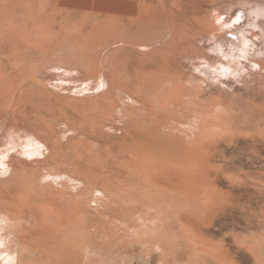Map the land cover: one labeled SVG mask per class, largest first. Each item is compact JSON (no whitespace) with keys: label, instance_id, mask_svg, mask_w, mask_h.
<instances>
[{"label":"bare ground","instance_id":"bare-ground-1","mask_svg":"<svg viewBox=\"0 0 264 264\" xmlns=\"http://www.w3.org/2000/svg\"><path fill=\"white\" fill-rule=\"evenodd\" d=\"M240 4L236 12L230 13L231 15L228 13L217 16L214 20L215 26H210L209 19L205 18V25L209 26V31L206 30L205 27H200L198 25L193 27V32L201 33L202 38H198L201 48L198 47V49L188 51L182 56H177L175 54L170 55L171 62L175 66L184 67L185 70L190 71L189 75L191 76V81L189 85H193L196 89L194 93L196 99L209 102L208 113L205 112V114H208L213 124L223 120L227 121L228 117H231L229 109L227 110V107L225 108L223 105L220 106L219 98L222 95H219L222 93L227 94L231 90H236L237 87L235 88V83L243 82L244 79L250 76V72H264V60L262 59V62L261 60L259 61L260 57H264L263 51L259 50L260 47L263 48L264 46L262 45L264 43V0L261 2L242 0ZM249 5L256 8L254 14H251L250 9H247ZM89 13L91 14V12ZM13 14L15 13L13 12ZM114 14L116 15V13ZM142 14L144 13H141V15ZM31 15H33V13ZM127 16L129 15L127 14ZM110 17L111 16H109V18ZM119 19L121 21V18ZM119 19L117 20L119 21ZM22 20L23 21L17 24V26H14L16 24L13 23V26H7L10 24L8 23L0 27V52L4 51V53L0 54V88L1 86L3 87V89H0V118L3 117L4 119L8 115H11V120L8 124L2 119V121L0 120V167L2 168L0 169V200L5 202L0 205V231L5 232V234H0V264H19L22 260H25V253L32 258L31 260H33L36 255L39 256L38 259H40V257L44 259V257L51 254L52 249L50 247L53 242L57 243L58 239L66 241L64 234L76 236L77 234L79 235V232L80 234L81 232H86L103 242H109V244L110 242L111 244H117L118 239L122 237L124 239V237H126L129 252L132 253L133 256L135 252H139L141 255L137 264H220L199 255L189 246H186L185 243L184 248H176V246L173 245L176 234L167 231V228L163 230L155 226V229L152 228L154 229L153 231H150V229L146 231L144 230L145 228L132 229L128 226H132L131 224L136 222L134 213L135 207L126 205L123 193H129L136 183V180L140 188L144 187L146 175L144 174L145 171H142V167L151 159L148 158L146 154L147 151L151 150V146L149 148L147 144H139L135 139L146 133L148 136V132H151L152 135L157 137L160 132H162L169 142L181 141L188 145L195 141L196 136H191L192 134H197L196 130H192L194 124H192L191 129L188 128L189 126L185 125H179V128L175 129L173 122L177 120L173 121V119H171L173 116L170 117V114L174 112L176 107L173 108V106H169L167 100L169 99L170 93L175 94L176 91L180 89L183 82L181 83V81L179 82L174 79L171 81L164 80L165 78L158 79V76H153L150 80L152 90L150 89L151 91L149 93L147 91L145 93L146 87L145 89L142 87L141 93L129 94L125 91L126 86L124 85V88L120 87V90H118V88L115 90L120 83H116V86L113 81L114 79H111V71L109 73V66H106L107 62L105 63L104 61L103 65L106 67L105 71L107 70L108 72L103 71V73H100V70L98 71L97 52L99 51L96 50L95 39L97 37L96 27H99L100 24L99 26L95 25V28L88 35L82 32L77 34V32H79L77 30V32H75L77 35L71 39L68 44L65 43V50L62 52L59 51L61 53L58 54L56 59L58 66L55 65L57 67H52L51 69V54L44 51L42 47L46 43L45 39L43 37V39H39L41 33H38L39 36L36 33L38 20L37 22L34 20L37 25L35 24L33 28V25L30 26V21L28 22L23 18ZM169 27L170 29L172 28L171 26ZM64 28L62 29L64 30ZM68 28L71 30V27ZM190 28L192 30L191 26ZM41 31L43 30L41 29ZM70 32L71 34H68L73 37L74 32ZM52 34L50 35L49 33L50 36H52ZM228 34L229 36H227ZM104 35L106 34L104 33ZM101 36L103 37V35ZM123 38H125V36ZM163 39H165V36L154 39V44L141 42L142 44L136 45L139 46V50L150 52L153 46L162 44L164 41ZM124 41L120 40L119 44L127 43ZM254 47L255 49L259 47V49L257 48L258 50L256 51ZM125 50L128 51L127 49ZM6 61L10 64L6 65ZM30 70H33L34 74H36L34 75L35 77L32 78V85H35L34 82H36L40 88H43V91L37 92V95H31L29 97L23 95L26 98L21 96L22 98L20 97L16 102L17 107L14 108L16 94L19 92L18 90L20 87H22L21 85L24 84L22 80L25 78L27 79L29 75H31V72H29ZM113 72L114 71H112V75ZM15 78H18V80ZM114 78L115 80L118 79L115 75ZM251 78L253 79V77ZM187 80L189 79L187 78ZM246 81L244 80V82ZM3 85H5V87ZM237 85L239 84L237 83ZM40 88L36 89L34 86L29 85L25 90L34 92V90L39 91ZM126 90H128L127 87ZM122 91L127 95L120 98L125 101L123 106H118L112 111V114L109 113L111 115L106 117L107 124L104 126L101 123L104 128L102 127L100 129V124L98 125V122L94 119L95 117H100L101 114L102 116L105 115L106 108L110 106L106 105L105 108H101L103 104L101 103L102 100L105 98L108 100L107 97L111 94H119ZM181 93H184V91ZM187 94H189V92H187ZM145 96H147L148 99ZM113 97L114 95L112 98ZM193 101H195V99ZM133 105H135L136 109L139 111H147L146 113L150 116H144L138 119V115L133 114L137 117V120H134L135 116H133V119L128 114L131 113L129 110L132 109H129V107ZM181 105L183 104L179 106L181 107ZM196 105L199 107L197 102ZM186 109H184V111ZM190 109H188V111ZM199 109L196 108V110ZM17 110H20V113H17ZM180 111L178 109V112ZM191 111L194 113L193 109H191ZM159 112H163L166 115L165 118H163L164 120L162 119L165 121L163 125V122L159 123V121H161ZM200 112L201 111H199V113ZM174 114H176V111ZM198 114H196L197 116L194 115V118L198 117ZM16 117H19L21 122L15 121ZM34 118L35 120H33ZM180 122L182 123L181 120ZM203 122L205 121L203 120ZM177 123H179V121ZM118 125L124 127V133H127V136L129 132L135 131L136 136L134 139H131V141H124V139L123 142H117V139H119L118 135L123 134V128L120 129V131L122 130L121 132L116 129ZM194 128L197 129V126ZM90 137H93L95 140H91ZM144 137L145 136H143V138ZM125 138L128 139L126 136ZM150 138L151 140L148 141H152V137ZM158 138L160 137L158 136ZM154 140H156V138ZM162 143L165 145V141ZM156 145L155 147L152 146L153 151L157 147H160L159 152L162 153V146ZM167 145L165 146L167 147ZM175 147L178 146L175 145ZM170 149H174L173 146ZM110 162L112 166L113 164L117 165V170H115L116 176L111 180H109L110 178L107 179L99 176V173L97 174V172L93 170L96 166H104V163L110 165ZM146 167L143 169L146 170ZM28 181L32 185L37 184L39 186L43 184L44 189H46V187L51 188V192L46 195V202L44 204H36L33 202V200L42 197L44 194L36 195V197L35 195L27 193L26 189L28 187L26 186L29 184ZM159 181L161 182V179ZM160 182H157V184L160 185ZM34 186L36 187V185ZM144 189H142V191ZM135 192H131V194ZM138 197H140L139 193ZM87 199L89 200L88 204L86 203V201H88ZM37 201L39 203V200ZM123 217L129 222L126 223ZM88 221H90L92 225H88ZM101 224L105 226H99ZM178 234L180 237V233ZM179 240L184 241L185 239L181 238ZM82 242H84V240ZM58 243H60V241ZM90 244H93V242ZM93 247L95 248L96 246L93 245ZM94 248H92V250ZM97 249H94V251L96 250V255L94 254L96 259L94 258V262H92L93 259L91 260V256L89 255L91 264H103L102 262L104 259H100L103 257L105 258V256L101 255V258L100 256L97 258L99 253ZM105 250L108 252L107 249H104V251ZM118 251L119 250H117V252ZM106 252L103 253L107 254ZM119 252H121V250ZM110 254L111 253H108V255ZM116 255L114 254L113 257ZM150 255L155 257L153 262L149 260ZM67 258L69 259L70 257ZM118 258H120L121 263V257ZM105 261L108 260L105 259ZM59 263H61V261ZM88 263L87 261V264ZM29 264H31V262ZM61 264L74 263L64 261ZM129 264L135 263L131 260Z\"/></svg>","mask_w":264,"mask_h":264},{"label":"rangeland","instance_id":"rangeland-1","mask_svg":"<svg viewBox=\"0 0 264 264\" xmlns=\"http://www.w3.org/2000/svg\"><path fill=\"white\" fill-rule=\"evenodd\" d=\"M96 1L99 2L97 3ZM127 1L0 0V27H2V25H7L8 23L10 24L7 26H13V24H16L14 26H17V24L23 21V18L28 22L30 21L32 23H30V26L33 25V28L38 20V25H36L39 29L36 27V33H41L40 36L38 34L39 39L42 37L45 39L46 43L42 47L44 51H47L51 54L52 69V67L56 68L58 66L56 61L57 56L65 50L66 44H68L71 39H73L80 32L88 35L95 28V25L99 26L100 24L99 27H96L97 37L95 39L96 50L99 51L97 52L99 65L98 71L100 70L99 72L103 73V71L106 69V67L103 65V62H107L106 66H109L108 71L109 73L111 71L110 76L112 80L114 79L113 81L115 82V85L118 82L122 84L120 85L118 83L120 86L116 85L117 87L115 86V90H117V88L120 90V87L124 88V86H126L128 89L126 90L125 87L126 92L129 94H137L141 93L142 87L144 89L146 87L145 93L146 91L149 93L152 90V87L150 86V80L153 76H158V79L165 78L164 80L169 81L174 79L179 82L181 81V83L183 82L180 87L181 90L179 89L175 94L170 93L169 99L167 100V102H169V106H173V108L176 107L174 112L170 114V117L173 116L171 118L173 121L177 120L173 122L175 129H178L179 125L189 126L188 128L190 129L192 124H194L193 128L197 126V129L192 128L193 131L196 130L197 134L191 135L193 137L196 136L195 141L188 145L181 141V143L179 141L169 142L162 132H160L158 135L160 138H158V136L155 137L151 134V132H148V136L147 133H144L145 135H141L139 138H137L138 140L135 139L139 144H147L149 145V148L151 146V150L146 152L147 157L151 159H149L150 161L142 167V171H145L144 174L146 175L144 187L140 188L138 185L139 183L136 180L132 190L129 193H123L126 205L135 207L134 213L136 222L134 224L132 223V226H128L132 229L145 228L144 230L146 231L149 229L150 231H153L156 228L155 226L163 230L167 228V231H171L173 234H176L173 242V245L176 246V248H184L186 244V246H189L199 255H202L207 259L220 264H264V72H250V76L244 79L245 81L248 79L246 82L243 80L241 83L237 82L239 85L235 83V86L234 84L235 88L237 87L236 90H231L227 94L222 93L219 95H222L220 97L221 99L218 97L220 106L223 105L225 108L227 107L226 109H229L231 117H228L227 121L225 120L226 122L223 120L219 123L213 124L212 119L208 117V114H205V112L208 113L209 102L196 99L194 96L196 89L193 85H189L191 81V76L189 75L190 71L185 70L184 67L181 68L175 66L170 59L171 54L182 56L188 51L198 49V47L201 48L200 41L198 40V38H202L201 33L193 32V27L198 25L200 27H205V29L209 31V26L205 25V18L209 19L210 26H215L216 24L214 20L217 16L228 13L231 15L233 12H236L237 7L241 5L240 2L242 0ZM253 1L261 2L263 0ZM253 7L254 6L252 5L247 6V9H250L251 14H254L256 10V8ZM13 12L15 14H13ZM89 12H91L92 15ZM32 13L34 16L31 15ZM114 13L119 16H116ZM141 13L144 14L141 15ZM122 14H125L126 16H123ZM127 14L129 16H127ZM109 16H111L110 18L112 20L109 18ZM119 18H121V21ZM117 19H119V21ZM189 24L192 27V30ZM169 26L172 27V30ZM68 27H71V30ZM121 27L122 29H125L122 30ZM40 28L43 31H41ZM62 28H64V30ZM77 30L79 32H77ZM70 31L74 32L73 37L69 35L71 34ZM75 32H77V34ZM49 33L50 35L55 33L52 34L54 37L50 36ZM104 33L106 35H104ZM184 33H189V36L187 34L185 36ZM101 35L105 37L103 38ZM121 35L123 37L125 36V38H123ZM163 36H165V39H163L164 41L162 44L153 46L150 52H143L139 50V46L136 45L142 43L154 44V39L162 38ZM227 36H229V34ZM189 38L193 41H191ZM120 40H125L124 42L129 44H119ZM262 45H264V43ZM257 48L259 49V47H256V49L254 47V50L257 51ZM259 50L263 51L262 53L264 54V46L263 48L260 47ZM2 53H4V51L0 52V54ZM262 59L264 60V57H260L259 61L261 60L262 62ZM6 62V65L10 64L8 61ZM112 71H114L113 75ZM29 72H31V75H29L27 79L25 78L22 80V83L24 84L21 85L22 87H20L18 90L19 92L17 91L18 93L15 97L14 108L17 107L16 102L21 96L26 98L31 95H37L39 92L43 91V88H40L36 82H34L35 85H32V78H34V75L36 74H34L33 70H30ZM114 75L118 78L116 79L117 81L115 80ZM119 77L122 81L119 80ZM251 77H253V79ZM187 78L189 80H187ZM15 79L18 80V78ZM29 85L34 86L36 89L40 88V90H34V92L26 91L25 88H27ZM3 86L5 87V85ZM0 89H3V87L1 86ZM182 91H184V93H181ZM187 92H189V94H187ZM115 94L116 93L113 94V98V95L111 94L112 96L110 95L107 97L108 100L105 98L101 102L103 103L101 108H105L106 105H110V109L106 108L107 110L105 111V115L102 116L101 114L100 117H95L94 120L98 122V125L100 124V129L102 127L104 128L105 124H107L106 117L111 115L112 111L118 106H123V103L125 102L124 100L120 99L123 98V96H127L125 93H123V91L119 94ZM145 97L148 99L147 96ZM194 99L195 101H193ZM196 102L199 104V107L196 105ZM180 104H183L184 107L183 105L180 107ZM190 108L193 109L195 114ZM196 108L200 109L196 110ZM129 109V112L131 113L128 114L132 118L135 116V119L133 118L134 120H137V117L139 119L141 117L143 118L144 116H150L148 113H146L147 111L144 112L137 110L135 105L130 106ZM178 109L181 111L178 112ZM184 109L187 111H184ZM188 109L190 110L188 111ZM17 111V113H20V110ZM175 111L177 115L174 114ZM199 111L201 112L199 113ZM133 114L138 116L136 117V115ZM196 114H198V117L194 118V115L197 116ZM178 115L182 116L179 117ZM165 116L166 115L163 112H159V117L161 118L159 123L163 122L162 125L165 122L163 121ZM1 119L5 123L7 122L6 124H8L11 120V115H8L4 119L2 117L0 120ZM33 120H35V118ZM180 120L183 124L180 122ZM203 120L205 122H203ZM209 120L212 122V124ZM15 121H20V118L16 117ZM178 121L180 124L177 123ZM101 123L104 126H102ZM121 128H123V131L121 130L123 134H121L122 137L120 134L118 135L119 139H117V142H123L124 139V141H131V139H134L136 136L135 131L131 133L129 132L127 136V133H124L123 126H116V129L119 131ZM125 136L128 137V139L125 138ZM143 136L145 137L143 138ZM150 137H152V141H148L151 140ZM155 138L156 140H154ZM90 139L95 140L93 137H90ZM163 141H165V145L170 144L169 147L168 145L166 147L164 143H162ZM99 143L102 144L101 142ZM172 143L178 147H175V145ZM155 145H161L163 152H159L160 147H157L156 149L154 148L155 150L153 151L152 146L155 147ZM172 146L174 149H170ZM145 167L146 170L143 169ZM0 169L2 168L0 167ZM93 170H95L97 174L99 173V176L107 179L110 178L109 180H111L114 178V176H116L115 170H117V165L113 164L112 166L111 162L110 165L104 163V166H96ZM160 179L161 182L159 181ZM157 182H160V185H158ZM34 185H36V187ZM37 186V184L32 185L29 182L28 186H26L28 187L26 189L27 193L35 196L44 194L42 197L33 200V202L36 204H44L46 202V195L51 192V188L46 187V189H44L43 184H40L38 187ZM142 189L145 191H142ZM131 192L135 193L131 194ZM138 193L140 197H138ZM37 200H39V203ZM2 203L5 202L0 200V205ZM86 203L88 204L89 200L86 201ZM123 218L125 219V217ZM128 222L129 221L126 220V223ZM87 223L88 225H92L90 221ZM99 226L104 227L105 225L101 224ZM178 233H180V237L178 236ZM0 234H5V232L0 231ZM64 236L66 241L63 239H58L57 243L60 241L61 244L53 242L51 244L52 246L50 247L52 249L51 254L44 257V259H42V257L38 259L39 256L36 255L34 256L33 260H31L32 258H30L29 255L25 253V260H22L19 264H29L30 262L31 264H54L59 263L60 261L61 263L64 261H69L73 262L74 264H87L88 261V264H91L89 261V255L92 257H90V259H93L92 262H94L96 259V250L94 251V249H97V246L99 253L98 257H96L99 258L100 256L101 258V255L105 256V258L103 257L100 259H104L103 262L101 261L103 264H122V262L123 264H129L131 260L133 263L137 264V261L141 256L139 252H135L136 254L134 253V256L129 252V246L126 237H124V239L123 237L118 239L117 244L112 243L114 245L113 246L111 242L110 244L109 242H103L86 232H81V234L79 232V235L77 234L76 236H72V234H64ZM83 236H86L85 239ZM181 238L185 239V242L183 240H179ZM79 239L82 240L80 241ZM83 240L84 242H82ZM123 240L126 241L124 242ZM92 242L93 244H90ZM93 245L96 247L94 248ZM92 248L94 249L92 250ZM104 249H107L108 252H106V250L104 251ZM117 250H121V252H117ZM101 252H106L107 254H102ZM108 253L111 254L108 255ZM114 254L117 255L113 257ZM67 257L70 258L68 259ZM118 257H121V263L120 258ZM105 259L108 261H105ZM154 259L155 257L151 255L149 256V260L151 262H153Z\"/></svg>","mask_w":264,"mask_h":264}]
</instances>
